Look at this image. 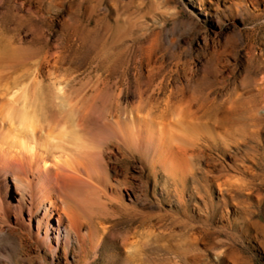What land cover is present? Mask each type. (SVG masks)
<instances>
[{"label": "rangeland", "instance_id": "obj_1", "mask_svg": "<svg viewBox=\"0 0 264 264\" xmlns=\"http://www.w3.org/2000/svg\"><path fill=\"white\" fill-rule=\"evenodd\" d=\"M0 38L37 69L43 107L64 121L69 99L95 84L120 89L123 107L139 85L154 115L181 97L200 120L182 181L152 177L115 143L81 139L111 151L115 167L119 202L97 225L101 247L91 250L83 223L51 251L34 222L28 230L11 214L8 226L0 218V264H264V0H0Z\"/></svg>", "mask_w": 264, "mask_h": 264}, {"label": "bare ground", "instance_id": "obj_2", "mask_svg": "<svg viewBox=\"0 0 264 264\" xmlns=\"http://www.w3.org/2000/svg\"><path fill=\"white\" fill-rule=\"evenodd\" d=\"M13 50L10 42L0 38V218L8 226L11 214L18 215L19 223L28 230L34 222L35 238L49 243L51 251H56L60 239L69 245L71 235L79 234L80 226L87 223L86 232L92 241L91 250L95 251L100 246L97 225L101 226L100 220L116 215L110 206L111 203L119 202L118 194L110 192L111 180L115 179L112 169L115 167H111L108 161L111 151L89 148L82 145L81 139L102 148L115 143L125 154L136 156L152 177L161 174L171 181H182L191 171L192 155L189 151L195 143L192 138L195 126L200 124L198 117H195L199 109L195 108L196 111L193 108L196 111L193 114L188 101L187 105L180 97L165 102L160 113L154 115L153 100L150 101L151 96L144 89L141 90L139 85H134L129 106L123 107V92L120 89L116 91L106 84H95L88 93L82 96L77 94L78 97L74 95L69 99L67 111L70 115L67 122L56 111L47 112L42 95H39L41 92L38 93L34 85L37 69L33 67L31 70L20 64L19 60L16 63L15 58L19 56L14 58ZM54 90L57 94V87ZM54 99L57 102L55 96ZM232 106L233 102L225 106L230 120L233 119ZM212 121L215 123V119ZM68 128H72V131ZM217 185L218 190L222 189L220 184ZM51 234L54 235V243L51 242ZM121 238L116 239L120 247L127 240ZM122 264L131 262L126 258Z\"/></svg>", "mask_w": 264, "mask_h": 264}]
</instances>
